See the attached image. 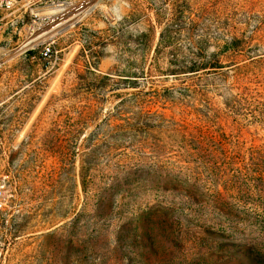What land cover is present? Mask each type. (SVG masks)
<instances>
[{
    "label": "rangeland",
    "instance_id": "obj_1",
    "mask_svg": "<svg viewBox=\"0 0 264 264\" xmlns=\"http://www.w3.org/2000/svg\"><path fill=\"white\" fill-rule=\"evenodd\" d=\"M36 1L38 8L60 1L92 9L58 39L50 59L27 41L29 17L15 26L0 24V175H9L13 193L0 213V264H82L88 233L97 234L105 223L94 219L92 207L79 218L86 201L82 167H89L90 182L114 185L115 211L105 223L113 244L133 237L139 215L149 221L168 201H179L171 189L190 177L184 168L197 167L177 163L161 145L142 148L143 140L157 143L159 133H133L127 142L125 132L110 134V114L134 93H146L147 110L200 124L201 115L215 108L211 102L223 109L230 97L207 80L209 70L194 77L177 70L207 64L214 55L229 84L240 79L243 87L264 93V0ZM131 76L140 77L138 88ZM197 86L207 90V101L195 96ZM231 121L221 122L227 134ZM248 131L240 139L242 151L264 145L263 128Z\"/></svg>",
    "mask_w": 264,
    "mask_h": 264
},
{
    "label": "trees",
    "instance_id": "obj_2",
    "mask_svg": "<svg viewBox=\"0 0 264 264\" xmlns=\"http://www.w3.org/2000/svg\"><path fill=\"white\" fill-rule=\"evenodd\" d=\"M165 32L168 37L171 30ZM154 67L160 69V57ZM221 69L224 66L214 55L207 64L192 62L177 70L186 77L209 70L205 74L207 80H212L214 87L221 84L230 97L223 109L211 102L210 106L215 108L201 115L200 124L178 123L158 111L147 110L146 93H134L110 114L106 120V125L113 128L110 134L125 132L127 142L133 133L144 137L159 133L157 143L143 140L142 148L156 150L161 145L177 163L189 166L194 163L197 167L184 168L189 169L190 177L180 185L181 189L170 187L178 193L180 202L168 201L159 217L150 213L149 221L144 214L139 215L133 237L118 238L114 244L108 239L109 224L105 227L107 221L111 223L115 211L114 185L90 182L89 167H82L81 184L86 201L79 218L87 217L86 211L92 207L97 213L94 219L105 222L97 234L88 233L82 264H117L124 260L128 263L138 260L140 264H264V145L252 146L247 151L240 148L244 129L249 132L248 128L254 125L264 129V93L243 87L240 79L229 84V77ZM131 77L132 87L138 88L140 77ZM206 91L197 86L195 96L207 101ZM162 97L156 94L157 99ZM164 100L171 105L175 103L173 99ZM119 119L122 123L113 126V121ZM222 120H232L233 125L228 127L234 126L230 134ZM209 145L214 149H204ZM189 146L200 147L190 151ZM78 222L72 221L70 226L76 227ZM190 231H194L191 237Z\"/></svg>",
    "mask_w": 264,
    "mask_h": 264
},
{
    "label": "built area",
    "instance_id": "obj_3",
    "mask_svg": "<svg viewBox=\"0 0 264 264\" xmlns=\"http://www.w3.org/2000/svg\"><path fill=\"white\" fill-rule=\"evenodd\" d=\"M36 0H0V24L12 26L30 18L27 25V41H34L35 45L43 48V53L49 59L56 53L55 47L58 39L66 34L71 24L77 20L71 19L67 14L73 10L64 2L50 1L37 7ZM23 45L20 47L22 49ZM12 187L9 175H0V213L12 199Z\"/></svg>",
    "mask_w": 264,
    "mask_h": 264
},
{
    "label": "bare ground",
    "instance_id": "obj_4",
    "mask_svg": "<svg viewBox=\"0 0 264 264\" xmlns=\"http://www.w3.org/2000/svg\"><path fill=\"white\" fill-rule=\"evenodd\" d=\"M91 9H92V6L91 5H87V3H86L84 5L78 6L75 9L71 10L67 14V17H69L71 15V17H72L71 19H75V18H78L80 15H82V14H84L86 12H89ZM30 42L34 43V41H30Z\"/></svg>",
    "mask_w": 264,
    "mask_h": 264
}]
</instances>
